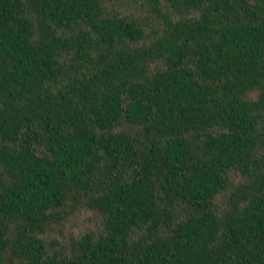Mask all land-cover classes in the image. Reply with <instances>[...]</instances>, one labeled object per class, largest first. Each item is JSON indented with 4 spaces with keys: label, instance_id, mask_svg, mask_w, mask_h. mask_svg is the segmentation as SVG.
Listing matches in <instances>:
<instances>
[{
    "label": "trees",
    "instance_id": "obj_1",
    "mask_svg": "<svg viewBox=\"0 0 264 264\" xmlns=\"http://www.w3.org/2000/svg\"><path fill=\"white\" fill-rule=\"evenodd\" d=\"M0 264H264V0H0Z\"/></svg>",
    "mask_w": 264,
    "mask_h": 264
},
{
    "label": "rangeland",
    "instance_id": "obj_2",
    "mask_svg": "<svg viewBox=\"0 0 264 264\" xmlns=\"http://www.w3.org/2000/svg\"><path fill=\"white\" fill-rule=\"evenodd\" d=\"M75 226H76L75 227L76 230L82 229V228H78V227H81L82 226V223L81 222H78V224H75Z\"/></svg>",
    "mask_w": 264,
    "mask_h": 264
}]
</instances>
